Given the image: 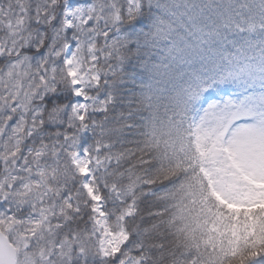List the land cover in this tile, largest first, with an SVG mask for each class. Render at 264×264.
Masks as SVG:
<instances>
[{
	"label": "snow or ice",
	"instance_id": "obj_1",
	"mask_svg": "<svg viewBox=\"0 0 264 264\" xmlns=\"http://www.w3.org/2000/svg\"><path fill=\"white\" fill-rule=\"evenodd\" d=\"M0 264H264V0H0Z\"/></svg>",
	"mask_w": 264,
	"mask_h": 264
}]
</instances>
